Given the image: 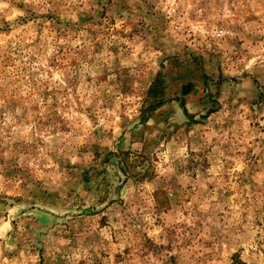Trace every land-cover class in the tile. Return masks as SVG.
I'll use <instances>...</instances> for the list:
<instances>
[{
  "label": "rangeland",
  "instance_id": "374dc122",
  "mask_svg": "<svg viewBox=\"0 0 264 264\" xmlns=\"http://www.w3.org/2000/svg\"><path fill=\"white\" fill-rule=\"evenodd\" d=\"M0 264H264V0H0Z\"/></svg>",
  "mask_w": 264,
  "mask_h": 264
},
{
  "label": "trees",
  "instance_id": "16d2710c",
  "mask_svg": "<svg viewBox=\"0 0 264 264\" xmlns=\"http://www.w3.org/2000/svg\"><path fill=\"white\" fill-rule=\"evenodd\" d=\"M158 82H159L158 79L155 80V81H153V83L149 86V89H148L149 90V93H151L152 91L155 90L156 85H157ZM190 89H191V84L190 83H187V84H185V85H183L181 87V91H180L179 94L186 95L187 93H189Z\"/></svg>",
  "mask_w": 264,
  "mask_h": 264
},
{
  "label": "built area",
  "instance_id": "2783aa9c",
  "mask_svg": "<svg viewBox=\"0 0 264 264\" xmlns=\"http://www.w3.org/2000/svg\"><path fill=\"white\" fill-rule=\"evenodd\" d=\"M221 34H222V31H218V32L216 33L217 36H221Z\"/></svg>",
  "mask_w": 264,
  "mask_h": 264
}]
</instances>
